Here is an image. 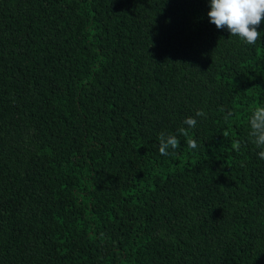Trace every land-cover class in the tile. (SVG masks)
<instances>
[{
    "label": "trees",
    "instance_id": "trees-1",
    "mask_svg": "<svg viewBox=\"0 0 264 264\" xmlns=\"http://www.w3.org/2000/svg\"><path fill=\"white\" fill-rule=\"evenodd\" d=\"M209 11L0 0V264H264V23Z\"/></svg>",
    "mask_w": 264,
    "mask_h": 264
},
{
    "label": "clouds",
    "instance_id": "clouds-1",
    "mask_svg": "<svg viewBox=\"0 0 264 264\" xmlns=\"http://www.w3.org/2000/svg\"><path fill=\"white\" fill-rule=\"evenodd\" d=\"M208 17L217 29H227L231 36L249 45H254L260 39L259 26L264 23V0H210ZM203 110H198L195 117H205ZM194 116L187 117L183 123L188 128H195L197 119ZM250 136L253 143L261 150L257 153L258 158L264 159V106L255 107L249 117ZM179 133L188 136V129L181 127ZM159 153L168 156L169 148L176 149L180 145L177 136L171 133L161 132L159 137ZM186 144L190 149L197 148V142L188 138ZM239 149L238 142L233 145Z\"/></svg>",
    "mask_w": 264,
    "mask_h": 264
}]
</instances>
